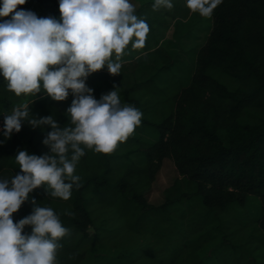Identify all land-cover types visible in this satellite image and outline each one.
I'll use <instances>...</instances> for the list:
<instances>
[{
  "label": "trees",
  "instance_id": "trees-1",
  "mask_svg": "<svg viewBox=\"0 0 264 264\" xmlns=\"http://www.w3.org/2000/svg\"><path fill=\"white\" fill-rule=\"evenodd\" d=\"M21 8L40 17L61 15L59 0H27ZM143 9L135 14L146 21L153 39L146 38L141 50L129 44L120 75L105 66L86 81L97 99L118 88L122 104L143 113L141 123L110 153L85 149L76 168L79 187H73L70 199L38 188L13 215L14 222L32 212L33 198L52 207L69 229L59 241L57 264L83 263L96 207L114 212L119 227L111 233L121 229L150 237L145 245L115 246L129 264H205L202 251L216 233L223 238L216 252L219 264H227L226 252L236 257L235 264H258L255 254L264 249V0H221L206 43L186 53L193 69L172 44H160ZM181 71L185 85L170 93ZM26 98L9 91L0 75V121ZM30 99L34 115H53L62 127L70 122L66 111L72 96L57 102L41 92ZM47 131L50 126L45 131L25 123L11 137L0 134V178L21 171L14 158L18 150L49 152L43 144ZM166 159L179 177L166 189L165 202L154 206L146 194ZM250 196L262 204L258 219L247 213ZM232 228L248 230L251 239L232 240Z\"/></svg>",
  "mask_w": 264,
  "mask_h": 264
},
{
  "label": "clouds",
  "instance_id": "clouds-1",
  "mask_svg": "<svg viewBox=\"0 0 264 264\" xmlns=\"http://www.w3.org/2000/svg\"><path fill=\"white\" fill-rule=\"evenodd\" d=\"M221 0H185L201 16L212 15ZM27 0H0V75L16 96L45 93L66 101L70 122L61 126L53 115L38 116L29 104L5 114L0 134L11 137L27 123L47 130L42 155L18 150L20 172L0 178V264H57L59 241L69 233L52 207L34 198L32 212L14 222L13 215L43 187L53 198L70 199L81 177L77 165L85 149L110 153L141 123L143 113L122 104L118 88L99 99L87 86L88 77L103 68L120 75L122 55L131 43L142 48L149 26L135 14L132 0H59L60 18L40 17L19 9ZM171 9L172 0H154L153 9ZM31 228L26 233V227Z\"/></svg>",
  "mask_w": 264,
  "mask_h": 264
},
{
  "label": "rangeland",
  "instance_id": "rangeland-1",
  "mask_svg": "<svg viewBox=\"0 0 264 264\" xmlns=\"http://www.w3.org/2000/svg\"><path fill=\"white\" fill-rule=\"evenodd\" d=\"M132 2L136 5L135 11L144 7L143 12L152 17L151 26L157 32L160 44L162 42H164V44H172L177 51L182 52V58L185 59L189 68L193 69L194 63L186 53L191 52L192 50H199L206 43L213 25L212 15L204 17L190 10L187 11L185 0H172L173 7L171 9L162 6L157 10L153 9L154 0H132ZM147 6L150 7L147 8ZM151 35L153 34L149 28L146 38L148 40L153 39L151 38ZM141 49L142 48H138V50ZM131 54L134 55L133 52H131ZM105 71L108 72L107 67ZM182 71H184V69ZM182 71L177 77L176 83L170 85V93L178 92L185 85V83H182ZM178 78H180L181 83H178ZM86 83L88 87L91 86V82ZM69 96H71V94ZM30 97L31 95H27L23 104L34 102ZM252 120L254 119H246V121L249 122ZM3 125L4 120L0 121L1 128H3ZM178 177L179 173L174 162L169 159L164 160L162 168L157 174L152 188L146 194L148 203L154 206L162 205L165 202L166 189H168ZM246 210L251 218H260L262 215V204L260 200L254 196H250L248 198ZM94 218L96 226L91 230L93 237L88 240L90 242L84 247L86 250V258L82 264H129V262L122 257V250L115 246L124 245L127 248H130V246L140 243L145 245L151 242L150 237L148 236L136 237L125 233V231L121 229H119L118 232L111 233L110 230L119 227V222L116 221L114 212L106 208L96 207ZM235 231L236 229L232 228L228 232L231 233L229 237L232 240L244 242L251 239L248 230H242L240 232ZM222 244V235L216 233L213 236V240L202 251L205 264H219L217 262L216 252L218 248L222 247ZM255 246L256 244L253 245V247ZM255 257L258 264H264V249H259L256 252ZM235 261L236 257L226 252V258L223 259V262L227 264H235ZM133 264H139V261H136Z\"/></svg>",
  "mask_w": 264,
  "mask_h": 264
},
{
  "label": "built area",
  "instance_id": "built-area-1",
  "mask_svg": "<svg viewBox=\"0 0 264 264\" xmlns=\"http://www.w3.org/2000/svg\"><path fill=\"white\" fill-rule=\"evenodd\" d=\"M0 129H2V128L0 127Z\"/></svg>",
  "mask_w": 264,
  "mask_h": 264
}]
</instances>
